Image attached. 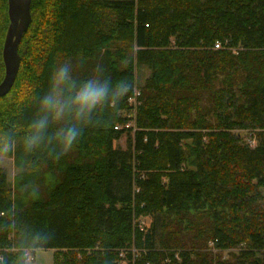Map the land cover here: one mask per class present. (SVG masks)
I'll use <instances>...</instances> for the list:
<instances>
[{"label":"trees","instance_id":"1","mask_svg":"<svg viewBox=\"0 0 264 264\" xmlns=\"http://www.w3.org/2000/svg\"><path fill=\"white\" fill-rule=\"evenodd\" d=\"M7 9L0 0V69ZM30 14L0 129L23 132L59 60L81 76L102 65L131 90L84 127L75 158L25 161L65 170L46 198L23 196L33 174L10 188L0 172V255L14 211L48 234L54 264H121V253L126 264H264V0H31ZM135 64L150 71L140 92ZM126 104L137 117L123 150Z\"/></svg>","mask_w":264,"mask_h":264},{"label":"clouds","instance_id":"2","mask_svg":"<svg viewBox=\"0 0 264 264\" xmlns=\"http://www.w3.org/2000/svg\"><path fill=\"white\" fill-rule=\"evenodd\" d=\"M77 69L73 61L54 62L23 132L0 129V163L9 165L14 185L25 161L42 152L53 158L71 152L98 112L120 105L131 90L129 81L112 79L102 65L93 66L85 76ZM22 183L27 199L39 198L37 185ZM8 215L3 230L11 232L13 239L10 251L0 255V264H35V253L47 246L48 234L17 219L14 211Z\"/></svg>","mask_w":264,"mask_h":264},{"label":"rangeland","instance_id":"3","mask_svg":"<svg viewBox=\"0 0 264 264\" xmlns=\"http://www.w3.org/2000/svg\"><path fill=\"white\" fill-rule=\"evenodd\" d=\"M127 49V48H126ZM234 51V50H232ZM134 85L135 88L140 92L139 88L144 86V83L146 79L150 76V71L147 67L145 66H138L134 65ZM1 79L4 77V68L0 69ZM134 88V89H135ZM137 91V92H138ZM119 118L122 120L120 123H117L116 126H118L119 131H123L124 134L121 135L118 139L114 141V147L118 149H126L128 142H129V135L127 132L132 133L133 131L136 130V117H137V110H132L129 109V106L126 104V108L118 112ZM254 134V131H249ZM248 133H242L244 136V139L246 140L249 136ZM256 142V141H255ZM257 144V143H256ZM68 156V157H67ZM77 156V145L74 147V149L69 152L66 155L67 160H71ZM65 159V160H66ZM56 162V161H55ZM59 167L54 169H47V167L41 166L37 167V169L31 171L29 169V165H27V162H24L22 171L20 172V178L22 176H30L31 174L34 175V182L32 184H35L39 187L40 195L39 198H46L47 194L50 190V187L55 184V181L63 175L65 170H60ZM55 170V171H54ZM0 172L5 174L6 177V185L10 188L14 187V184L12 183L10 179V168L8 164H2L0 163ZM57 175V176H56ZM23 196L24 193H23ZM245 249V245L239 246L237 249H231V250H226L221 253V257L224 260H232L233 255L235 257H238L240 254L241 250ZM56 257H58V254L54 250H38L35 253V264H54ZM119 258L121 259V264H126L127 261L123 260L124 258V253H121Z\"/></svg>","mask_w":264,"mask_h":264},{"label":"water","instance_id":"4","mask_svg":"<svg viewBox=\"0 0 264 264\" xmlns=\"http://www.w3.org/2000/svg\"><path fill=\"white\" fill-rule=\"evenodd\" d=\"M7 4L9 25L2 49L5 72L0 83V98L6 96L14 85L20 66L18 48L31 23V0H7Z\"/></svg>","mask_w":264,"mask_h":264},{"label":"built area","instance_id":"5","mask_svg":"<svg viewBox=\"0 0 264 264\" xmlns=\"http://www.w3.org/2000/svg\"><path fill=\"white\" fill-rule=\"evenodd\" d=\"M215 49H220V45L216 44L215 45ZM138 94H136L137 96ZM128 104L129 106H135V100L134 99H129L128 100ZM256 140L254 138H249L246 140L247 144L249 145V147L254 148L256 146ZM137 224L140 230H144L147 229L148 224H149V219L147 217H141L137 220Z\"/></svg>","mask_w":264,"mask_h":264}]
</instances>
